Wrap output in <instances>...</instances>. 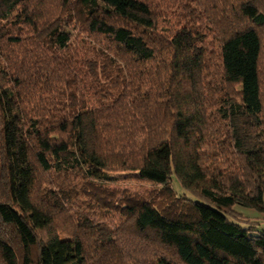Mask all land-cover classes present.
Returning <instances> with one entry per match:
<instances>
[{
	"label": "trees",
	"instance_id": "obj_1",
	"mask_svg": "<svg viewBox=\"0 0 264 264\" xmlns=\"http://www.w3.org/2000/svg\"><path fill=\"white\" fill-rule=\"evenodd\" d=\"M181 4L0 0V264H264V0Z\"/></svg>",
	"mask_w": 264,
	"mask_h": 264
},
{
	"label": "rangeland",
	"instance_id": "obj_2",
	"mask_svg": "<svg viewBox=\"0 0 264 264\" xmlns=\"http://www.w3.org/2000/svg\"><path fill=\"white\" fill-rule=\"evenodd\" d=\"M151 1L155 5V7H157V12L159 15L158 28L164 26L173 29V27L177 23V18L175 14L178 13H176V10L181 9L180 7L182 5L181 4L182 0H151ZM86 56H88V54H86ZM170 184L177 194H185L187 197L188 196L190 197L189 193L181 187L175 175L172 176ZM105 185L110 188L114 187L117 189H128L131 192H135L143 196L151 192L154 188L158 187V185H155L149 181L137 179V178H129V177L126 179H120L114 182H109L106 183ZM85 202H86V198L81 194L78 195L76 199V203H81V207H84ZM242 211H245V213L247 212L246 214L247 215L249 214L250 216H252V218L255 217L254 219L259 218L261 220V224L264 225V214L261 213L255 214L253 210L246 211V209H243ZM110 216H111V212H108L107 216L105 215V217L103 218L104 221H109V219L111 218ZM92 217L94 219H99L102 216L100 214L93 213Z\"/></svg>",
	"mask_w": 264,
	"mask_h": 264
}]
</instances>
